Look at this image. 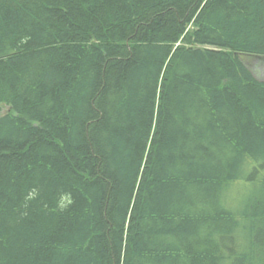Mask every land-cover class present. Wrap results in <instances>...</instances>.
<instances>
[{"label": "trees", "instance_id": "1", "mask_svg": "<svg viewBox=\"0 0 264 264\" xmlns=\"http://www.w3.org/2000/svg\"><path fill=\"white\" fill-rule=\"evenodd\" d=\"M249 58L264 0H0V264H264Z\"/></svg>", "mask_w": 264, "mask_h": 264}, {"label": "rangeland", "instance_id": "2", "mask_svg": "<svg viewBox=\"0 0 264 264\" xmlns=\"http://www.w3.org/2000/svg\"><path fill=\"white\" fill-rule=\"evenodd\" d=\"M248 63L251 65L254 77L264 82V60L249 58ZM1 112H3V108L0 107V113ZM232 188H234V193L231 195L230 199L241 198L246 190L249 191V186L247 184L232 186Z\"/></svg>", "mask_w": 264, "mask_h": 264}]
</instances>
